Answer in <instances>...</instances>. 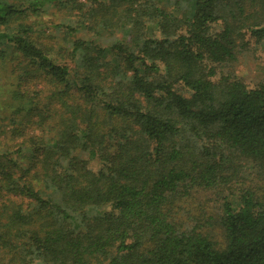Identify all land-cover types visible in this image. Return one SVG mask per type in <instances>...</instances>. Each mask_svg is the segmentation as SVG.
<instances>
[{
  "label": "trees",
  "instance_id": "1",
  "mask_svg": "<svg viewBox=\"0 0 264 264\" xmlns=\"http://www.w3.org/2000/svg\"><path fill=\"white\" fill-rule=\"evenodd\" d=\"M248 37L264 49V0H0L17 82L0 264H264V84L218 76ZM240 160L258 167L245 183ZM192 191L214 217L184 209Z\"/></svg>",
  "mask_w": 264,
  "mask_h": 264
},
{
  "label": "rangeland",
  "instance_id": "2",
  "mask_svg": "<svg viewBox=\"0 0 264 264\" xmlns=\"http://www.w3.org/2000/svg\"><path fill=\"white\" fill-rule=\"evenodd\" d=\"M169 9L172 10L171 8ZM62 18H64V15L58 11V7L51 8L48 15H44L37 21V26L41 29H47L49 27L55 32L54 28L62 22ZM56 38L59 40L61 39V35L58 32L56 33ZM100 40L102 39L100 38ZM248 40L251 42L249 48L241 52L235 62L218 68L219 78L224 77L229 80L243 81L246 85L251 87L264 84V49L255 44L254 40L250 39V37H248ZM13 78L14 77L8 76L5 73L0 74V105L7 101L9 97L8 91L12 90V88L17 85L16 79ZM5 112L4 109L0 111V126L4 125L2 122L4 115H1V113L5 114ZM9 124V122H6L5 125L8 126ZM238 163L241 170L238 168L239 174H237V177L241 178V183L250 181L253 178L252 174L258 171V167L254 165V163L246 162L245 160H240ZM237 164L235 166H237ZM230 174H232V171ZM227 191L229 190L227 189ZM234 193L237 194V192ZM192 194L193 197H191L190 202L184 205V209L187 211L190 210L195 215L200 214V211H198L200 209L202 216L205 213L207 217H214L216 212L214 208L221 206L220 200H218L215 195L205 192L196 193L192 191ZM208 233L218 247L224 248L226 241L219 227L211 228Z\"/></svg>",
  "mask_w": 264,
  "mask_h": 264
}]
</instances>
